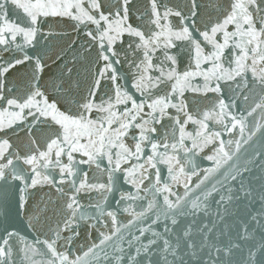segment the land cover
Wrapping results in <instances>:
<instances>
[{"label":"snow or ice","instance_id":"snow-or-ice-1","mask_svg":"<svg viewBox=\"0 0 264 264\" xmlns=\"http://www.w3.org/2000/svg\"><path fill=\"white\" fill-rule=\"evenodd\" d=\"M0 228V264H264V0H0Z\"/></svg>","mask_w":264,"mask_h":264}]
</instances>
